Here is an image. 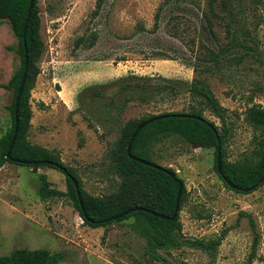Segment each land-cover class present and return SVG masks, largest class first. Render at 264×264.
I'll list each match as a JSON object with an SVG mask.
<instances>
[{"label": "rangeland", "instance_id": "1", "mask_svg": "<svg viewBox=\"0 0 264 264\" xmlns=\"http://www.w3.org/2000/svg\"><path fill=\"white\" fill-rule=\"evenodd\" d=\"M163 2L103 0L99 14L92 17L97 0H37L43 50L30 91L27 139L70 166L82 189L91 195L110 193L118 185L108 151L124 122L185 109L191 102L185 83L197 74L186 60L192 55L167 28L186 17L193 22L187 35H193L194 22L201 28L205 0ZM159 8V27L152 30ZM251 13L245 25L246 41L254 47L252 55L231 69L224 66L199 73L228 109L231 127L223 148L230 162L250 155L259 131L244 120V111L251 103L264 101L258 88L264 84V0ZM94 28L99 32L95 45L76 46V38ZM215 33L221 42L227 41L224 25L216 26ZM205 41L215 40L210 36ZM8 45L13 49L8 50ZM16 49L9 21L0 20V83H6L20 64ZM131 76L164 77L178 85L180 92L154 96L146 104H109L120 92L118 81ZM12 97L13 90L0 87V136L11 125ZM204 116L219 129L218 118L209 111ZM150 157L174 169L183 181L185 195L178 216L186 237L214 239L228 229L216 249L214 264H240L246 259L253 237L249 217L260 235L252 264H264V183L249 192L226 187L214 169L213 142L189 144L170 136L153 145ZM41 174L51 187L68 190L64 173L56 167L33 169L11 162L0 167V255L27 247L61 253L57 264L208 263L206 252L186 246L158 249L160 259L147 254L145 239L130 227L132 218L97 227L85 224L69 195L40 197Z\"/></svg>", "mask_w": 264, "mask_h": 264}, {"label": "trees", "instance_id": "2", "mask_svg": "<svg viewBox=\"0 0 264 264\" xmlns=\"http://www.w3.org/2000/svg\"><path fill=\"white\" fill-rule=\"evenodd\" d=\"M30 0H0V20L7 19L12 33L17 39L16 52L20 58L19 66L13 71L6 83H0V87L13 90L10 104L11 125L0 136V167L5 163H18L37 169L40 166H52L60 169L66 178L68 190L66 192L51 187L44 174L40 175L39 194L42 199L54 196L69 195L76 206L80 217L85 224L93 227L103 226L115 222H122L132 218L131 229L146 241L145 252L156 259L161 256L158 249H177L183 246L199 249L209 256L207 264H214L216 249L228 229L222 231L216 238H189L180 228L178 214L174 219H164L152 212L171 216L175 207L178 182L182 183L179 196V210L182 208L185 195V187L177 172L170 167L162 166L151 159L152 147L170 136H178L189 144L201 142H213L214 144V169L216 170L217 136L221 139V169L222 175L216 173L222 179L224 185L231 188L223 179L227 178L231 183L241 189L236 191L249 192L258 179L264 175V101L251 103L244 111V120L259 131L253 139V147L250 155L242 161L230 162L225 158L223 144L230 134V119L228 109L224 107L212 92L210 85L200 72L221 70L224 66L231 69L238 66L247 55H252L254 47L246 41V22L256 9L260 0H205V6L200 10V26L194 22L193 35H187L191 30L192 20L186 17L176 19L177 25L167 28L168 34L180 38L187 50L191 52V58L187 63L197 73L190 82L185 83V89L191 96V102L181 110L162 111L147 114L140 118H132L119 127L120 132L113 146L109 148L108 155L114 173L118 177L116 189L104 195H91L82 189L80 179L74 170L63 163L60 158L49 149L32 144L28 141V131L31 124L32 109L30 104L31 88L37 73V60L43 50V41L40 36V15L37 0H33L30 16L25 29V44L27 48V68L25 83L17 104V133L8 156L6 152L14 133L15 97L22 78L25 63L23 45V26L29 9ZM175 0H164L163 4L172 3ZM179 1V0H176ZM103 0H97L96 6L91 12L92 17L99 14ZM159 8L154 16L152 30L159 27ZM193 23V22H192ZM224 25L227 41L221 42L215 33L216 26ZM201 29V30H200ZM214 37V43H208L205 39ZM99 38L97 29H90L88 34H82L76 38V46L92 47ZM12 50V46L6 47ZM157 56L169 57L163 53H154ZM133 79V80H132ZM119 93L117 99H110L109 104L115 106L116 102L125 105L131 101H139L146 104L154 96L163 98L164 93L176 96L180 89L173 81L164 77H127L118 81ZM264 97V84L258 86ZM209 111L219 119V129L214 122L204 116ZM167 114V116H162ZM180 114H185L182 116ZM190 115L198 116L191 117ZM155 117V118H154ZM152 119L140 127L133 137L130 152L142 159L159 165L151 166L131 159L126 146L130 141L136 127L142 122ZM214 125L217 135L210 128ZM49 161V162H46ZM166 170L175 173L171 177ZM223 176V177H222ZM72 178L77 182L85 215L82 212L77 198L76 188ZM264 183V182H263ZM260 183L254 188H257ZM132 209L129 213L115 218L116 215ZM252 231L251 249L246 259L240 264H252L256 257L260 235L255 222L249 217ZM62 259L59 252H51L46 248L16 247L6 254L0 255V264H57ZM167 264H170L166 261Z\"/></svg>", "mask_w": 264, "mask_h": 264}, {"label": "water", "instance_id": "3", "mask_svg": "<svg viewBox=\"0 0 264 264\" xmlns=\"http://www.w3.org/2000/svg\"><path fill=\"white\" fill-rule=\"evenodd\" d=\"M32 4H33V0H30L29 1V9H28V12H27V15H26V19H25V22H24V26H23V45H24V54H25V63H24V71H23V74H22V78H21V81H20V85L18 87V90H17V94H16V97H15V124H14V133L11 137V141H10V145L8 147V150L6 152V156L9 155L10 153V150L12 148V145L14 143V140H15V137H16V133H17V104H18V101H19V97L22 93V90H23V86H24V83H25V77H26V68H27V48H26V44H25V29H26V26H27V22H28V19H29V16H30V11H31V7H32ZM182 116H186L185 114H180ZM162 116H167V114H164ZM191 117H196V118H199L198 116H194V115H190ZM155 118V117H154ZM152 119H148L144 122H142L138 127H136V130L134 131L130 141L128 142L127 146H126V152L128 154V156L131 158V159H134L136 161H139L141 163H144V164H148V165H151V166H156V167H161L159 165H156V164H153L149 161H147L146 159H142L140 157H137L135 155H133L131 152H130V145H131V141L133 139V137L136 135L137 131L139 130L140 127H143L145 124H147L148 122H150ZM215 135H217V130L215 129L214 125H211L210 127ZM46 162H49V161H46ZM221 139L217 136V147H216V170L218 172V174L222 175V169H221ZM168 172V174H170L171 177H175V173L174 172H171L169 170H166ZM223 177V176H222ZM223 179L225 180V182L231 187V188H234V189H241L240 187L236 186L235 184L231 183L227 178L223 177ZM73 182H74V185H75V188H76V193H77V198H78V201H79V205H80V208L82 210V212L84 213L85 215V211H84V208H83V204H82V201H81V198H79L80 196V190H79V187H78V184L77 182L72 178ZM264 182V175H262L257 183L255 185H253L252 187H250V189H254V187L260 183H263ZM181 190H182V183L181 182H178V189H177V194L175 196L176 200H175V207H174V212L171 216H167V215H164V214H161V213H156V212H152L154 215L158 216V217H161V218H164V219H174L176 217V215L178 214V209H179V196L181 195ZM132 209H127L126 211L118 214L115 216V218L117 217H120L124 214H127L131 211Z\"/></svg>", "mask_w": 264, "mask_h": 264}]
</instances>
